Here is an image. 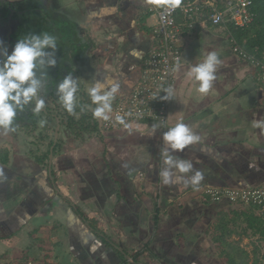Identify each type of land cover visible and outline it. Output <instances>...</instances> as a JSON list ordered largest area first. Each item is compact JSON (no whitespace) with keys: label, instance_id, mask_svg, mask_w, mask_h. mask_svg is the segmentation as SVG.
I'll return each mask as SVG.
<instances>
[{"label":"crops","instance_id":"1","mask_svg":"<svg viewBox=\"0 0 264 264\" xmlns=\"http://www.w3.org/2000/svg\"><path fill=\"white\" fill-rule=\"evenodd\" d=\"M158 3L41 2L40 20L46 22L40 31L53 36L57 31V63L46 69L43 98L58 100L57 85L69 74L79 84L76 104L82 102L87 113L96 107L88 95L96 82L110 78L119 85L114 98L128 94L153 43L157 17L151 9ZM106 8L116 11L102 13ZM227 29L182 31V61L166 128L139 121L77 137L61 126L56 138L59 117H53L52 141L61 143L52 159L57 189L47 171L52 141L39 154L29 139L34 130L10 133L0 128V149L6 148L9 158L0 163V264L21 256L31 264H225L209 227L227 209V199L205 201L204 189L264 184V129L256 127L264 122V88L255 66L233 53ZM211 52L220 64L212 88L201 94L189 73ZM179 122L200 139L184 150H169V155L202 172L196 187L183 181L165 185L160 176L162 152L168 147L163 134Z\"/></svg>","mask_w":264,"mask_h":264},{"label":"clouds","instance_id":"2","mask_svg":"<svg viewBox=\"0 0 264 264\" xmlns=\"http://www.w3.org/2000/svg\"><path fill=\"white\" fill-rule=\"evenodd\" d=\"M176 5L178 3L175 2ZM115 8L102 9L101 12L109 14L115 12ZM95 15V14H93ZM57 38L47 32L29 34L15 43L9 52L3 38H0V128L5 132L15 131V118L19 112L28 106L34 105L32 111L39 114L45 108V99L41 95L43 81L47 78L46 69L54 67L56 60ZM220 60L215 52L209 53L203 60L193 66L189 75L198 81L197 91L207 94L216 79L217 66ZM179 62L175 70H179ZM108 85H113L110 78L105 82H96L88 90L92 104L96 105L93 116L97 119L107 121L108 113L112 111L111 100L119 85H113L111 91H103ZM79 89L78 80L71 74L67 75L57 85V95L64 109L70 114H75L77 93ZM165 91L171 93L172 89ZM120 123H124L122 117H117ZM41 124L44 122L41 121ZM127 127V125H125ZM256 127L264 129V122L256 124ZM156 126L153 125V131ZM200 137L195 135L189 126L179 122L174 127L168 128L163 134V141L168 146L162 152L165 167L160 176L165 185L175 184L183 181L186 185L193 187L199 185L203 179L201 171L193 172L194 165L187 160L175 159L169 155V150H184L187 146L199 141ZM193 172L189 176L181 175ZM173 177H175L173 179Z\"/></svg>","mask_w":264,"mask_h":264},{"label":"built area","instance_id":"3","mask_svg":"<svg viewBox=\"0 0 264 264\" xmlns=\"http://www.w3.org/2000/svg\"><path fill=\"white\" fill-rule=\"evenodd\" d=\"M216 1L164 0L163 7L157 11L158 22L153 28V43L146 55L140 79L128 94L111 100L112 111L108 113L109 119L107 121L99 119L101 129L121 128L139 121H152L163 129L167 127L178 73L175 66L182 61V49L178 45L182 30L181 25L176 23L177 12H183L186 15L189 26L197 22L205 25L203 10L206 7L213 9L211 19L215 24L225 21L224 15L238 27H244L253 21L251 0H229L228 8L224 12L217 9ZM234 50L255 68L261 66L256 78L264 85V65L249 56L247 52L240 51L237 47ZM168 88L172 89L171 93L165 91ZM117 117H122L124 123H120ZM204 195L212 201L225 198L232 203L259 206L264 211V184L247 188L224 187L222 189L207 186L204 189ZM263 246L264 242L262 248ZM129 261H132V258L129 257Z\"/></svg>","mask_w":264,"mask_h":264},{"label":"trees","instance_id":"4","mask_svg":"<svg viewBox=\"0 0 264 264\" xmlns=\"http://www.w3.org/2000/svg\"><path fill=\"white\" fill-rule=\"evenodd\" d=\"M30 1L43 2L44 0H30ZM158 1H159L158 6L156 8L151 9L153 12H155L156 17H157V11L160 10L164 5V0H158ZM178 1L183 2L185 0H178ZM228 1L229 0H217L216 1L217 9L222 12L226 11V9L228 8V4H227ZM251 1H252L251 10L254 13V18L251 23H249L244 27L236 26L232 21L228 20V18L225 15L223 16V18H225V21H221L220 23L215 24L211 19V14L214 12L211 7H206L204 10L202 8L205 25H201L199 22H197L193 26H189L188 23L189 21L186 20L187 17L183 12H177L175 16L176 23L181 25L182 31H185L186 29L193 30L196 27H202V26H209V27L227 26L228 37L233 45V53L234 54L236 53L239 58L244 60L241 56H239V53H237L234 50V48L237 47L240 51L247 52L249 56L255 58L261 64L264 65V0H251ZM40 7L43 8L44 5L42 6L40 5ZM9 12H10V2L8 0H0V17L6 18ZM42 15L43 14L40 11L36 16V19H38L39 22L37 23V26L34 27V25H32L30 27L31 31H34L35 28L39 33H41L39 28H42L43 24L46 22V21L44 23L41 22L40 19L44 17ZM157 22H158V17H157ZM22 32L29 33V31L23 29ZM52 34L56 36L57 31H54ZM75 39L77 38L75 37ZM260 67L261 66L256 68V75H257V71L260 70ZM257 82L261 85L262 88H264V85L261 82H259L258 79ZM43 92L44 91L42 89L41 94ZM51 100L53 102H57L59 99L57 100L55 99V97H51ZM33 107L34 105H30L27 107V111L25 113L27 119L22 120V121L31 120L32 124H24L22 125L23 128H29L34 130V128L38 127V121H40L44 117L47 118L46 119L47 123H49V120L51 123L54 121V118L58 116L59 123L61 124V126H64L63 128L65 130L75 133L77 137L80 136L81 133H91V132L105 130L100 128L99 119L93 117V114L82 111L83 110L82 102L76 104L74 115H70L61 104L55 105V103H51V105L48 106L45 105V108L39 114H35L32 111ZM61 107L63 109H60ZM63 110H65L68 113L66 119H64L63 117V113H62ZM76 114L78 115V117ZM18 118L19 120H21V115H19V117L17 115V117L15 118V125L17 122L16 120H18ZM46 126H48V124ZM125 127H121V128H125ZM121 128H114L111 130H116ZM51 144L54 145L53 141ZM60 145L61 143L57 141V143L54 145V151H53L54 154H56V151L58 150ZM46 158L47 159L49 158V153L48 156L43 157L41 159L42 162H44ZM8 159H9L8 150L6 148L4 149L1 148L0 163L2 165H5L7 164ZM47 171L49 177L51 178L52 185L55 187V189H57L56 187L57 181L55 178L56 173L53 162L51 163V172L49 169V163H48ZM246 187H252V186H246ZM203 198L205 201H209V202L212 201V199L206 197L205 195H203ZM220 200L221 199H218L215 202L219 203ZM226 201L227 203H225L224 206L227 207V209L224 208L219 213V218L217 219V222L212 225L214 231L216 232L215 235L213 236V240L215 243H217L223 248L224 251H222V254L223 255L225 254V257L227 259V263L225 264H264V250L262 248V244L264 242V211L259 206L258 207L253 205L245 206L239 203H232L228 199ZM238 220H240V222H242L245 225L242 231V235L244 236V239L248 237L251 238L255 246L257 247V250L254 251V255L256 254V257L251 262L246 261L248 256L246 257L245 254L248 255V253H246L242 249H238L235 245H232L233 243L230 242L229 239H227V237H230L234 233H236V231L234 230L232 231L229 229V224L232 222L235 223ZM91 228L92 230L99 232L98 229H96L95 227L91 226ZM258 248L261 250V253H259ZM29 260L30 259L26 257L22 259L21 256V257H16V259L14 260L6 261V263L11 264L14 262L17 263L21 262L23 264H31Z\"/></svg>","mask_w":264,"mask_h":264},{"label":"rangeland","instance_id":"5","mask_svg":"<svg viewBox=\"0 0 264 264\" xmlns=\"http://www.w3.org/2000/svg\"><path fill=\"white\" fill-rule=\"evenodd\" d=\"M11 1H14V0H11ZM9 33L10 32H8L5 35L4 41H5L6 45L8 46V49H9V52H10L11 49H12V42L13 41H11L9 39V37H10ZM51 101H52L51 99L49 101H46L45 100V105L48 106V105H51V103H55V105H59V104L62 105L61 101H57L58 103L57 102H53V101L51 102ZM60 109H63V108L61 107ZM26 111H27V108L24 111L18 113V117H19V115H21V120L20 121H22L24 119H27L26 118V115H25ZM62 113H63L64 119H66V117L68 116V113L65 110H63ZM18 120H19V118H18ZM45 120H46V117L44 118V121H43L44 123L43 124L40 123L41 121H38V127L34 128V131H33L35 133L32 136L29 137V139H30L31 142L32 141L35 142V144H34V151L35 152H38L39 151V154L42 153L41 151H44L45 153L47 152V150H48V145L47 144L49 142H51L52 139L55 136V128H56V125L54 126L52 124V126H51V123H47V122H45ZM31 123H32L31 120H28V121L24 122V124H31ZM47 124H48V126L46 127ZM17 128H15V130H18L17 133L20 132V131H25V128L21 127V125H19V123H18ZM45 129H46L47 132L45 131ZM9 132L11 133V131H9ZM18 135L23 136L22 133H19ZM27 138H26V136H24V139H27ZM29 139H27V140H29ZM216 222H217V219H215V222L213 224H215ZM244 227H245V225L242 222H240V220H238L235 223H233V222L230 223L229 224V229L232 230V231L233 230L236 231V233H234L235 235L233 234L232 236L227 237V239H229V241L233 243L232 245H235L238 249H242L246 253H248V255L245 254L246 257L248 256L246 261L247 262L248 261L251 262L256 257V254L254 255V251L257 250V247L255 246L254 242H251V241L250 242H247V240L244 239V236L242 235V231H243V228ZM209 231H211V233H212V234H209L210 236L211 235L214 236L215 233H216L214 231V229H213V226H210L209 227ZM215 247L218 248L219 251H220V258L223 259V261L225 263H227V259L225 257V254L224 255L222 254V251H224L223 248L220 245H218V244ZM263 250H264V246H263ZM259 253H261V250L260 249H259ZM5 264H7V263L5 262Z\"/></svg>","mask_w":264,"mask_h":264},{"label":"flooded vegetation","instance_id":"6","mask_svg":"<svg viewBox=\"0 0 264 264\" xmlns=\"http://www.w3.org/2000/svg\"><path fill=\"white\" fill-rule=\"evenodd\" d=\"M10 2V12L6 18L0 17V38L5 37L9 33V39L12 42V47L15 45L17 40L29 35L39 34L34 28V31L30 30L32 25L37 26L39 22L36 16L40 11L43 10L41 2L30 0H8ZM35 22V23H33ZM30 25V26H29ZM23 30L29 31V33L22 32ZM40 29V28H39Z\"/></svg>","mask_w":264,"mask_h":264},{"label":"water","instance_id":"7","mask_svg":"<svg viewBox=\"0 0 264 264\" xmlns=\"http://www.w3.org/2000/svg\"><path fill=\"white\" fill-rule=\"evenodd\" d=\"M60 127H61V124L58 122V126L56 128V138L59 135V129H60ZM55 141H56V139H55ZM50 158H51V161H50V167H49V169H50V172H51V163H52V159H53V148L51 149V156H50Z\"/></svg>","mask_w":264,"mask_h":264}]
</instances>
